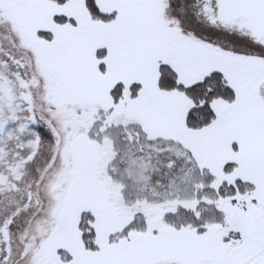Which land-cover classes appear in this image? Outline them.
Returning <instances> with one entry per match:
<instances>
[{"label":"snow or ice","instance_id":"6c2138e0","mask_svg":"<svg viewBox=\"0 0 264 264\" xmlns=\"http://www.w3.org/2000/svg\"><path fill=\"white\" fill-rule=\"evenodd\" d=\"M0 264H264V0H0Z\"/></svg>","mask_w":264,"mask_h":264}]
</instances>
